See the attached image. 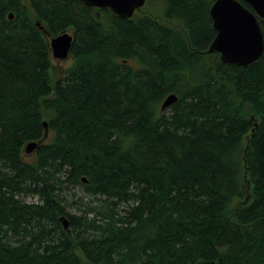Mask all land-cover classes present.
<instances>
[{
	"label": "trees",
	"instance_id": "1",
	"mask_svg": "<svg viewBox=\"0 0 264 264\" xmlns=\"http://www.w3.org/2000/svg\"><path fill=\"white\" fill-rule=\"evenodd\" d=\"M214 1L0 0V264H264V54L207 52Z\"/></svg>",
	"mask_w": 264,
	"mask_h": 264
},
{
	"label": "water",
	"instance_id": "2",
	"mask_svg": "<svg viewBox=\"0 0 264 264\" xmlns=\"http://www.w3.org/2000/svg\"><path fill=\"white\" fill-rule=\"evenodd\" d=\"M95 7H108L124 18H131L141 10L146 0H82ZM252 9L246 7L240 0H215L210 9L213 26L217 35L210 44L207 52L217 54L225 63L247 66L264 54V33L259 18L264 20V0H244ZM14 15L10 13V18ZM37 24H40L37 21ZM74 35L65 31L51 38L50 46L56 58H67ZM178 100L175 93H171L162 103V110L168 108ZM44 136L38 141L29 142L25 151L34 153L39 144L45 142L49 135L48 122H44ZM68 229V220L63 217ZM214 264V262H212Z\"/></svg>",
	"mask_w": 264,
	"mask_h": 264
},
{
	"label": "rangeland",
	"instance_id": "3",
	"mask_svg": "<svg viewBox=\"0 0 264 264\" xmlns=\"http://www.w3.org/2000/svg\"><path fill=\"white\" fill-rule=\"evenodd\" d=\"M163 6H164V0H146L145 5L142 7L141 10L136 12V15L141 14V12L146 11V10H148L150 13L154 15H161L163 12ZM51 52H52V49H51ZM52 60H53V71L59 74L64 73L66 68L70 66L73 62L72 55H69L67 58L61 59V58L54 57L53 53H52ZM51 136H52V133L49 131L47 141L50 140ZM35 157H36L35 152L34 153H27L26 151L24 152V159L26 161H33ZM36 200H37V197H32V196L27 197V201H36ZM69 210L74 211L73 208H69Z\"/></svg>",
	"mask_w": 264,
	"mask_h": 264
},
{
	"label": "flooded vegetation",
	"instance_id": "4",
	"mask_svg": "<svg viewBox=\"0 0 264 264\" xmlns=\"http://www.w3.org/2000/svg\"><path fill=\"white\" fill-rule=\"evenodd\" d=\"M40 27H42V26L40 25ZM68 32H70L71 34H73L72 31H68ZM47 33H48V32H47ZM73 35H74V34H73ZM53 37H55V36H50L49 33H48V37H47V38H48V41H50L51 38H53ZM49 43H50V42H49ZM70 50H71V49H70ZM69 55H71V52H70ZM72 59H73V57H72Z\"/></svg>",
	"mask_w": 264,
	"mask_h": 264
}]
</instances>
